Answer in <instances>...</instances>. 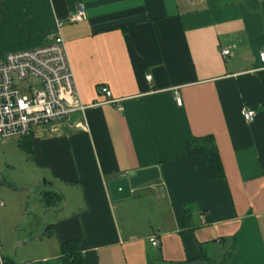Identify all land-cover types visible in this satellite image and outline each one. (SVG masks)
I'll use <instances>...</instances> for the list:
<instances>
[{
	"label": "crops",
	"instance_id": "obj_1",
	"mask_svg": "<svg viewBox=\"0 0 264 264\" xmlns=\"http://www.w3.org/2000/svg\"><path fill=\"white\" fill-rule=\"evenodd\" d=\"M79 3L87 17L68 21ZM57 32L86 109L13 140L22 174L0 183V264H57L68 239L84 264H264V0H0V61ZM205 135L223 178L188 154ZM150 166L158 179L112 199L110 180ZM45 184L64 198L47 204Z\"/></svg>",
	"mask_w": 264,
	"mask_h": 264
},
{
	"label": "built area",
	"instance_id": "obj_2",
	"mask_svg": "<svg viewBox=\"0 0 264 264\" xmlns=\"http://www.w3.org/2000/svg\"><path fill=\"white\" fill-rule=\"evenodd\" d=\"M86 17L85 7L79 3L67 20L77 22ZM230 54V49L222 50L224 57ZM259 58L264 67V51ZM146 78L150 79L151 75ZM101 91L107 97L111 95L107 87ZM176 101L182 103L179 95ZM85 109L60 32L45 45L10 51L0 61V139L28 136L34 127L52 126L68 119L75 111L84 113ZM241 114L252 121L255 110L242 107ZM81 124L86 126L85 122ZM150 241L158 246L155 236Z\"/></svg>",
	"mask_w": 264,
	"mask_h": 264
},
{
	"label": "trees",
	"instance_id": "obj_3",
	"mask_svg": "<svg viewBox=\"0 0 264 264\" xmlns=\"http://www.w3.org/2000/svg\"><path fill=\"white\" fill-rule=\"evenodd\" d=\"M22 146H25L23 143ZM187 150L189 155H200L204 158L207 171L212 179H220L224 176V169L220 158L218 147L215 143L213 135H205L192 137L187 141ZM59 193L49 192L45 194L46 203L53 205L54 198ZM188 217V215H186ZM186 217V218H187ZM61 255L57 259V264H84V257L82 255L81 247L76 239H68L60 244ZM209 264H222L213 263L207 256L202 255L200 258Z\"/></svg>",
	"mask_w": 264,
	"mask_h": 264
},
{
	"label": "water",
	"instance_id": "obj_4",
	"mask_svg": "<svg viewBox=\"0 0 264 264\" xmlns=\"http://www.w3.org/2000/svg\"><path fill=\"white\" fill-rule=\"evenodd\" d=\"M160 176L159 174V168L158 166H150V167H144L141 168L135 172H129L128 174H122L120 177L116 179H112L109 181V189H110V194L112 199L118 200V199H123L130 197L132 194V189L155 179H158ZM0 180L2 181V175L0 174ZM41 189L49 188L57 193H59L61 196L64 195L60 188H58L55 185L52 184H45L40 186ZM17 189H22V190H33V189H25L23 187H17ZM47 224V223H46ZM44 231H42L39 235L43 234ZM37 237H31L28 240H33ZM27 263L30 264H39L36 263L32 260L26 261ZM182 264H209L206 261L202 259H194Z\"/></svg>",
	"mask_w": 264,
	"mask_h": 264
},
{
	"label": "rangeland",
	"instance_id": "obj_5",
	"mask_svg": "<svg viewBox=\"0 0 264 264\" xmlns=\"http://www.w3.org/2000/svg\"><path fill=\"white\" fill-rule=\"evenodd\" d=\"M7 141H5L3 138L0 140V144L5 143L4 146L0 147V174L2 175V181L0 182L1 184H6L7 185V180L13 181L14 177H19L22 173L20 169H18L22 164L21 162L16 161V158H19L22 160L21 157L22 154L20 153V149L17 147L16 139L17 137H10L6 138ZM21 156V157H20ZM13 161V167L10 162ZM12 166V167H11ZM1 245V243H0ZM21 245L18 246V242L15 243L14 248H13V254H17V251ZM14 258H16V255H14Z\"/></svg>",
	"mask_w": 264,
	"mask_h": 264
}]
</instances>
